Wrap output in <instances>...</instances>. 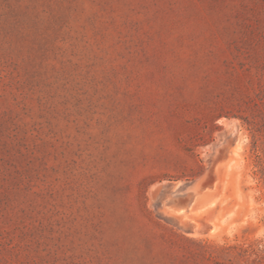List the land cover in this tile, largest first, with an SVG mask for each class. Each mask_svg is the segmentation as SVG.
I'll list each match as a JSON object with an SVG mask.
<instances>
[{
  "label": "rangeland",
  "instance_id": "obj_1",
  "mask_svg": "<svg viewBox=\"0 0 264 264\" xmlns=\"http://www.w3.org/2000/svg\"><path fill=\"white\" fill-rule=\"evenodd\" d=\"M0 264H264V0H0Z\"/></svg>",
  "mask_w": 264,
  "mask_h": 264
},
{
  "label": "water",
  "instance_id": "obj_2",
  "mask_svg": "<svg viewBox=\"0 0 264 264\" xmlns=\"http://www.w3.org/2000/svg\"><path fill=\"white\" fill-rule=\"evenodd\" d=\"M176 194H186V195H191L189 192H187V190L185 188H181L179 189Z\"/></svg>",
  "mask_w": 264,
  "mask_h": 264
}]
</instances>
